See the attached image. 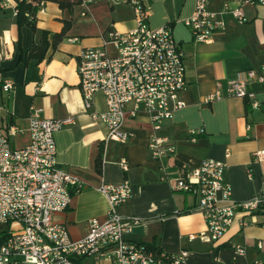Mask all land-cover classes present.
I'll return each mask as SVG.
<instances>
[{
    "label": "crops",
    "instance_id": "crops-1",
    "mask_svg": "<svg viewBox=\"0 0 264 264\" xmlns=\"http://www.w3.org/2000/svg\"><path fill=\"white\" fill-rule=\"evenodd\" d=\"M140 1L149 8L147 25H168L184 56L186 88L180 96L185 106L155 133L167 140L172 154L151 157L148 143L153 126L146 114L126 118L123 130L132 137L122 145L105 142L107 127L84 110L78 55L86 48L101 47L108 31L126 33L136 26L129 5H112L107 0H84L71 12L53 2L43 3L36 13L37 29L47 32L48 47L41 61L29 59L35 36L29 27L16 23L18 0H0V130L7 131L12 125L22 131L10 137L12 148L18 149L29 140L32 111L38 110L46 119H73L54 134L56 166L82 184L68 209L54 215V221L64 224L73 240L86 236L88 220L105 218L108 203L99 186L127 180L132 195L117 211L147 223L125 235L127 241L170 253L187 251L185 264H264V247H257L258 242L264 245V200L253 217L255 224L246 216L247 225L240 226L236 218L223 239L212 244L197 237L206 225L202 214L193 211V198L173 189L180 166L191 170L205 159L227 165L225 179L235 201L250 200L264 187V163L253 158L255 151L264 150V87L248 84V91L255 93L260 104L257 110H252L247 100L227 95L229 81L244 78L251 69L264 72V4L243 6L246 22L242 24L225 14L224 30L205 44L195 42L183 24L193 15L195 0ZM227 2L235 6L233 0H211L209 9L219 11ZM64 21L72 25L54 45V35L62 31ZM7 80L13 85L9 92L2 90ZM216 92L218 100L204 102ZM105 108L103 95L95 94L92 109ZM193 130L203 132L192 136ZM99 158L102 165L97 173ZM121 160L127 163L125 172ZM237 246L244 249L243 255L236 252ZM78 264L111 262L81 259Z\"/></svg>",
    "mask_w": 264,
    "mask_h": 264
},
{
    "label": "built area",
    "instance_id": "built-area-1",
    "mask_svg": "<svg viewBox=\"0 0 264 264\" xmlns=\"http://www.w3.org/2000/svg\"><path fill=\"white\" fill-rule=\"evenodd\" d=\"M107 1L112 5H129L136 26L126 33L110 30L101 47L86 48L78 55V87L84 110L94 121L107 127L105 142L122 145L132 137L123 130L126 118L146 114L153 126L148 143L151 157L168 156L173 148L155 133L164 121L171 120L174 113L185 106L180 96L186 88L183 52L168 25L158 28L147 25L149 8L140 0ZM233 2V7L227 2L219 11H212L209 9L211 0H195L193 15L183 21L193 40L212 43L214 35L224 30L225 14H231L242 24L246 22L243 6L264 4V0ZM16 12L17 6L14 14ZM250 83L264 87V72L251 69L244 78L229 81L227 95L245 99L252 110H257L260 104L255 93L248 91ZM12 88L8 80L2 86L5 92ZM97 93L103 95L104 111L92 109ZM219 98L216 92L204 102ZM72 123L71 117L46 119L34 110L27 128L29 140L18 149L12 148L10 137L22 131L12 125L7 131L0 130V264H78L81 259H105L111 264H185L187 251L151 250L125 239L134 227L147 225L144 220L125 217L117 211L132 195L127 180L99 186L108 210L104 220H88L84 238L73 240L66 226L54 221V215L66 211L73 195L82 188L76 177L56 166L54 134ZM202 132L193 130L190 134ZM253 158L264 163V150L255 151ZM119 165L127 171L125 160ZM226 169L224 162L214 159H205L191 170L180 166L173 187L174 191L193 198V211L202 214L206 225L205 231L197 237L206 243L216 244L222 240L236 218L240 226L247 225L246 216L255 224L253 217L264 200V187L250 200H233L225 179ZM248 177H251L250 172ZM257 247L262 249L264 245L258 242ZM235 250L244 254L239 246Z\"/></svg>",
    "mask_w": 264,
    "mask_h": 264
},
{
    "label": "trees",
    "instance_id": "trees-1",
    "mask_svg": "<svg viewBox=\"0 0 264 264\" xmlns=\"http://www.w3.org/2000/svg\"><path fill=\"white\" fill-rule=\"evenodd\" d=\"M45 2L56 3L60 9L71 12L74 7L82 5L84 0H30L28 2L26 0H18L15 20L18 26L25 25L32 30L35 40L32 50L29 53V59L37 61H41L44 58L48 47L47 32L38 30L36 26V13ZM71 25V21H64L62 31L54 35V45L62 41ZM101 163V158L96 160L95 169L97 173L101 172Z\"/></svg>",
    "mask_w": 264,
    "mask_h": 264
}]
</instances>
